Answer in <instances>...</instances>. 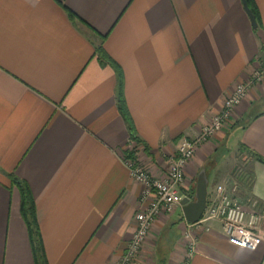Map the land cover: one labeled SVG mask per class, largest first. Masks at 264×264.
<instances>
[{"label":"crops","instance_id":"obj_1","mask_svg":"<svg viewBox=\"0 0 264 264\" xmlns=\"http://www.w3.org/2000/svg\"><path fill=\"white\" fill-rule=\"evenodd\" d=\"M255 1L257 28L242 0H0V264L39 263L14 177L32 190L46 264L120 260L147 206L126 158L165 176L180 140L264 66V0ZM100 46L123 69L139 141ZM248 150L264 157V80L187 165L190 200L205 169L207 203L237 184L246 210L264 206V163ZM193 223L182 204L158 215L133 264H264V242L241 248L220 220Z\"/></svg>","mask_w":264,"mask_h":264},{"label":"built area","instance_id":"obj_2","mask_svg":"<svg viewBox=\"0 0 264 264\" xmlns=\"http://www.w3.org/2000/svg\"><path fill=\"white\" fill-rule=\"evenodd\" d=\"M264 80V66L254 70L251 79L236 85L227 96L220 113L203 125L194 137L180 140L177 151L169 159V166L163 177L152 176L149 170L136 157H127L126 164L131 175L143 185L142 202L147 206L137 212V227L124 255L116 264H133L143 251L153 225L161 213L171 214L184 198L191 199V190L186 177V167L195 156L198 148L209 141L232 116L235 108L247 97L251 84ZM134 148V147H133ZM238 189L225 186L216 188V197L207 203L201 219L193 225L200 226L211 220H220L228 241L238 247L256 250L264 242V206L258 200L252 202V210H246L235 196ZM188 239V257L195 248L191 232L185 233ZM186 260L183 264H188Z\"/></svg>","mask_w":264,"mask_h":264},{"label":"trees","instance_id":"obj_3","mask_svg":"<svg viewBox=\"0 0 264 264\" xmlns=\"http://www.w3.org/2000/svg\"><path fill=\"white\" fill-rule=\"evenodd\" d=\"M249 7L253 10L254 14L256 15L257 21L259 26L261 25V16L260 11L257 6V3L255 0H247ZM73 16V15H71ZM99 52L100 57L103 61L108 62L112 66H114L117 69L118 76H119V86H118V108L120 113L125 118L128 128L131 131V137L132 139L137 140L136 137V131H135V125L124 95V72L122 67L104 50L103 47H99L97 49ZM139 141V140H137ZM245 149V148H244ZM249 153L253 155L255 159L258 161L264 163V157L251 152V150H248ZM12 182L14 185H16L21 193V213L22 216L27 224L29 233H30V239L31 243L35 252V255L37 256V260L39 261L38 264H46V259L44 256V246L42 243V235L40 231V226L38 223L37 218V211H36V203L33 197L32 190L29 186V184L26 181L20 180L17 177H14Z\"/></svg>","mask_w":264,"mask_h":264},{"label":"water","instance_id":"obj_4","mask_svg":"<svg viewBox=\"0 0 264 264\" xmlns=\"http://www.w3.org/2000/svg\"><path fill=\"white\" fill-rule=\"evenodd\" d=\"M244 8L250 18L252 26L257 28L259 26L256 15L249 7L247 0H242ZM208 175L205 169H202L197 179L196 196L195 200L191 201L190 198H184L181 202L183 205L184 214L187 220L197 222L201 219L206 206L208 195Z\"/></svg>","mask_w":264,"mask_h":264}]
</instances>
